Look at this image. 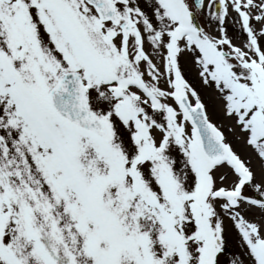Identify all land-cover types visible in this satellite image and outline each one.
Segmentation results:
<instances>
[{"label":"snow or ice","instance_id":"obj_1","mask_svg":"<svg viewBox=\"0 0 264 264\" xmlns=\"http://www.w3.org/2000/svg\"><path fill=\"white\" fill-rule=\"evenodd\" d=\"M0 264H264V0H0Z\"/></svg>","mask_w":264,"mask_h":264}]
</instances>
